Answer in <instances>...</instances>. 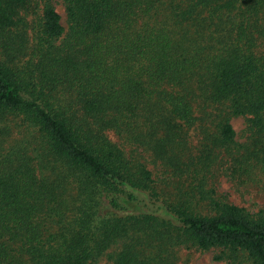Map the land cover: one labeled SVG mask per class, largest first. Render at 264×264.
I'll return each instance as SVG.
<instances>
[{"label": "trees", "instance_id": "1", "mask_svg": "<svg viewBox=\"0 0 264 264\" xmlns=\"http://www.w3.org/2000/svg\"><path fill=\"white\" fill-rule=\"evenodd\" d=\"M220 173L264 190V0H0V264H264Z\"/></svg>", "mask_w": 264, "mask_h": 264}, {"label": "rangeland", "instance_id": "2", "mask_svg": "<svg viewBox=\"0 0 264 264\" xmlns=\"http://www.w3.org/2000/svg\"><path fill=\"white\" fill-rule=\"evenodd\" d=\"M55 8L61 16V24L66 28V16L61 1L55 3ZM231 125L236 133L235 140L243 143L246 140L244 134V119L238 117L231 120ZM196 141L193 142L195 144ZM217 192L228 202L244 208L250 215H256L260 211L264 215V190L255 185H238L228 176L218 175ZM220 254L219 249L200 251L196 249H181L178 253L179 260L176 264H230L228 260H216ZM239 264H254L247 256L238 259Z\"/></svg>", "mask_w": 264, "mask_h": 264}]
</instances>
